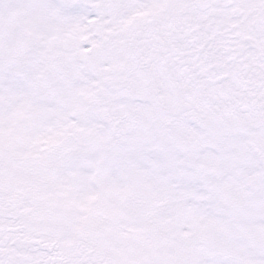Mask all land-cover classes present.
<instances>
[{"label": "snow or ice", "instance_id": "6c2138e0", "mask_svg": "<svg viewBox=\"0 0 264 264\" xmlns=\"http://www.w3.org/2000/svg\"><path fill=\"white\" fill-rule=\"evenodd\" d=\"M0 264H264V0H0Z\"/></svg>", "mask_w": 264, "mask_h": 264}]
</instances>
